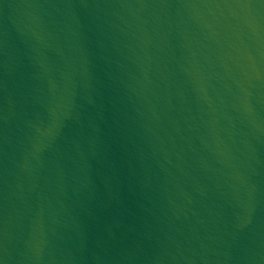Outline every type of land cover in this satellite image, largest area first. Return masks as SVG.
<instances>
[{"label":"water","instance_id":"water-1","mask_svg":"<svg viewBox=\"0 0 264 264\" xmlns=\"http://www.w3.org/2000/svg\"><path fill=\"white\" fill-rule=\"evenodd\" d=\"M0 264H264V0H0Z\"/></svg>","mask_w":264,"mask_h":264}]
</instances>
